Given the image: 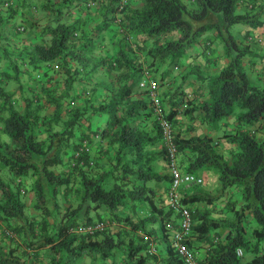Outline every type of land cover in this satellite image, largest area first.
<instances>
[{
  "label": "trees",
  "instance_id": "1",
  "mask_svg": "<svg viewBox=\"0 0 264 264\" xmlns=\"http://www.w3.org/2000/svg\"><path fill=\"white\" fill-rule=\"evenodd\" d=\"M5 1L0 0V28L4 18H15L27 6L42 10L49 19L42 24L41 42L31 49H19L16 60L20 63L17 67L12 64L15 75L0 71V172L9 168L16 183L12 186L0 176V264H76L88 248L91 258L98 252L106 257L115 246V241L104 232L107 227L81 235L71 229L80 225L83 215L85 222L97 220H91L90 212L103 205L115 212L126 197L144 200L153 212L167 217L177 215L170 207L165 210L156 204L148 184L162 178L170 184L171 175L169 169L165 174L153 169L157 156L147 148L162 141V131L155 117L153 131L146 128L142 115L153 113L140 82L145 66L151 76L165 64L176 67L189 48L212 30L224 41L227 54L232 50L236 54L230 55L228 65L216 76L206 78L197 74L206 82L210 99L187 111L191 116L195 110L200 111L203 120L213 128L236 111L239 125L263 122V136L237 129L228 137L237 147L226 158L213 137L176 133L179 158L181 152L190 151L186 166L179 159L184 169L197 173L202 167H212L219 172V194L196 189L183 193L181 185L182 199L191 205L193 214L186 240L190 246L196 239L207 241L211 230L226 226L229 232L225 241L212 243L200 264H264V251L260 249L264 248V83H253L242 66L243 58L253 55V39L241 43L229 30L234 24L263 25V0H142L141 4L129 2L121 9V0H11L7 7ZM91 2L95 5H89ZM75 9L86 18L92 16L99 21L94 27H86L85 19L76 18ZM204 40L210 47L212 40ZM11 52L0 35V62L7 60L11 64ZM55 65H59L58 70ZM43 67L47 73L62 75V79L46 83L40 73ZM19 68L35 72L34 80L45 94L24 97L22 109L4 88L10 77H17ZM166 77L164 74L160 85L167 82ZM178 87L170 98V109L165 112L173 123L176 106L182 99V95L174 99ZM140 90L145 98L139 96ZM101 113L107 115L105 124L92 126V117ZM97 138L99 145L107 140L106 145L101 144V157L111 155L109 148L104 150L107 146L114 148L115 154L105 163L101 160V167L108 163L110 169L93 175L96 159L92 157L97 151L93 142ZM161 155L169 167L164 143ZM115 170L114 180L108 184L106 176ZM28 176L33 177L32 206L39 211L35 216L26 211L27 188L22 177ZM236 183L242 185V203L235 208L236 202H231L233 219H210L203 211H193L195 202L210 204ZM64 200L70 204L61 216ZM152 219L148 217L147 222ZM165 227L162 222L167 241L162 263L184 264L169 233L163 230ZM99 232L106 233L102 240L95 238ZM238 247L253 249L255 254L242 262L236 253ZM145 248L146 245L130 243L121 264H145L147 256L140 254Z\"/></svg>",
  "mask_w": 264,
  "mask_h": 264
},
{
  "label": "crops",
  "instance_id": "2",
  "mask_svg": "<svg viewBox=\"0 0 264 264\" xmlns=\"http://www.w3.org/2000/svg\"><path fill=\"white\" fill-rule=\"evenodd\" d=\"M124 1L125 4L131 3L135 1V4H141L142 0H121ZM245 3V2H244ZM243 3V4H244ZM262 4L264 5V0L262 1ZM97 7V6H96ZM27 9L22 7L19 12H17L16 16H25L29 19H31V25L32 27H25L24 31L19 32L15 27L14 34L10 33V29L7 25L10 22L9 20H6V18L3 19V22L1 23L0 28V35L3 37V41L6 46L10 48L12 63L8 64L7 60H4L0 62V71L1 70H7V72L12 73L15 75V69L12 68V64L16 67L18 66L16 61V54L19 52V49L28 47L33 48L35 44H38L41 42V31H42V24L49 19V15L47 16L46 13H33L29 9L28 11H25ZM240 9V8H239ZM240 10H243L242 8ZM76 13V18L82 17L86 21V27H94V24H96L98 21H96L95 17L86 18L84 13L79 11L78 9L74 10ZM7 12V11H6ZM93 13V12H92ZM1 14L5 15L3 11H1ZM85 16V17H84ZM95 16V14H93ZM22 25V24H18ZM17 25V26H18ZM234 37L241 41V43L247 44L249 39H254V37H258L259 39H262V41H258L256 44L254 42H251V49L253 51V55H247L243 58L242 66L243 68L248 72V76L253 80V82L260 81L262 84L264 83V27L262 25L252 27L249 24H241V27L233 29ZM208 35L204 34L202 35L198 41L194 44V46L190 47L185 57L181 59V61L175 65L178 66L179 73L176 75L170 74V69H163V67L168 65L171 66V64H165L159 72H155L156 75H152L154 78L158 75H164L167 73V82L164 84H161L159 87V91L161 93V101H162V109L167 112L170 109V98H172V93H174V89L178 87L179 92H176V96L174 99H179L178 97L182 95V99H180V102L176 106V114L174 116V126L176 133L178 134H185L186 136L189 135H208L215 139L219 151L226 157H230V153L232 150H234L237 147L236 142L230 141L229 136L237 131V129H243V130H250L256 133L258 137L263 136V122L257 121L253 124H247L238 123L236 111L231 113L226 119H224V122H221L218 127L213 128L208 123H206L203 120V117H201V112L198 110H195L193 112V115L191 116L187 108H190L194 106L195 104H198L202 101H209L210 94L208 92V88L206 85V82L201 80L197 74L202 73L206 78L214 77L216 76L225 66L228 65L229 60L231 58L230 55H226L222 50L220 52L214 51L215 49L210 48L209 46H206L205 38H207ZM216 36V34H214ZM131 39V38H129ZM217 42V41H216ZM80 43H83V38L80 39ZM263 43V44H261ZM213 44V41H211V45ZM261 44V45H260ZM214 46V45H213ZM209 47V48H208ZM192 48V49H191ZM55 68V67H54ZM20 69L19 74L16 76H12L4 83L5 90H9L11 92V96L13 98V101L16 105H19L22 109L24 106V97L32 95V94H38L42 95L40 97H44V93L42 92L40 88V84L36 83L35 79V72H30L26 69ZM59 68H55V70H58ZM145 70H147L145 66ZM42 73L43 81H46L48 83L50 79L52 81H59L62 79V75L53 73L49 71L47 73L46 67H43L40 71ZM38 74V73H37ZM151 74V73H150ZM145 78V76H144ZM14 80V81H11ZM10 81L12 83H10ZM51 82V81H50ZM78 85L80 86V83L78 82ZM59 92L62 91V84L59 85ZM181 91V92H180ZM188 94H191L189 97ZM136 96V95H135ZM139 96L141 98H145L146 95L142 93L140 90ZM80 99V98H78ZM1 100V99H0ZM44 101V98H42ZM153 113V111H152ZM155 117V114L153 113L152 116H148L143 114L142 119H144L145 123L147 124L146 128L149 129V131H153V118ZM107 115L105 113L96 114L92 117V126L96 125H104L107 121ZM78 132V131H77ZM99 138V137H98ZM95 139L93 147L97 149V151L94 152V155L92 159H96L95 165L92 167V174L97 175L99 172H102L104 170L110 169L109 164H104L106 160L108 161L111 155L115 154V149L111 146H107L104 148V150H107V148L110 149V154L107 158L101 157L100 150H101V144L104 146L106 145L107 140L101 141L99 145V141ZM103 150V149H102ZM147 150L150 153L156 154L155 162L153 163V169L157 170L161 174H165L168 172V162L164 155H161L163 150V143L161 140L154 144V146H150L147 148ZM189 155L190 151L187 150L186 152H181L180 154V161L183 162V164L186 166L189 162ZM128 157V156H127ZM101 160L104 161L102 167H101ZM98 164V165H97ZM117 173V170L113 174H110L106 176V181L108 184L113 182L114 176ZM219 174L218 170L212 167H202L199 169V174L202 177V182L194 185L189 188H181L183 193L186 192H192V190H200L204 193H209L211 189L215 187V182L210 181L208 179L207 175H215ZM217 174V179H218ZM216 177H214V180H216ZM23 181L26 185V195L25 199L27 201V206H30V212L33 216L38 215L39 211L35 209L32 205L34 203V194L33 191L30 189L32 185L33 177H22ZM154 192L155 195V202L159 207H162L163 209H169L168 204V187L169 183L167 178L158 179L156 181H151L148 183ZM242 185L240 183L233 184L232 186L228 187L223 194L214 202L208 204L204 201L195 202L192 205L193 211L196 210L203 211L204 213L208 214V217L210 219H218V218H224V219H233L235 211H231V202L235 203V208H238L242 203V192H241ZM128 189H131V185H127ZM206 190V191H205ZM213 195L214 193H209ZM65 204L63 207H61V216L62 213H65L67 210V207L69 206L70 202L65 201ZM115 212L117 215H115ZM115 212L111 211L106 205H103L99 207V209H94L90 212V215L92 216L91 220L95 219H105L109 221V224L104 232H107L108 237H110V240H114V245L121 244L120 247L122 248L121 251H126L125 256L121 259L120 264L125 261L127 250L130 243H134L136 245H146L147 237L153 236L156 239L157 247H158V253L156 256H149L146 252L147 248L142 250L140 254L147 256L145 260V264H156L158 262H162V259L166 256L167 253V241L165 239L164 232L162 231V222L165 223V228H163L164 231L170 232V228L172 225H175L178 221L177 215L172 214L171 217H167L165 215L159 212H153L149 206V204L144 200H135L131 197H126L124 203L120 204L116 209ZM152 216L153 219L150 222H147V218ZM252 215L249 214L247 221L251 222ZM61 218L56 223H59ZM86 216L83 215L82 220L80 223L85 222ZM54 224V223H53ZM139 225L138 227H134V225ZM229 232V228L226 226H221L217 229L211 230L208 234V237L210 238L207 241L197 240L194 241L193 244H191L193 248V252L198 260L204 259L207 251L211 249L212 243L213 244H219L221 242H224L226 239V236ZM74 233V232H73ZM77 234V233H76ZM81 234H84L82 232ZM78 234V235H81ZM106 234V233H105ZM104 233L99 232L95 235V238L98 240H102L105 237ZM192 234V233H191ZM125 237L128 239V243H126V240L123 239ZM116 238H118V241H116ZM113 247L115 249L116 247ZM46 250L49 248V245H47ZM112 249V250H113ZM88 249H84L81 253V256L78 257L80 259L81 264H88L87 260L89 257H91V252L88 251ZM116 251L114 253V256H116ZM264 251V250H263ZM110 254V253H109ZM109 254L107 256H109ZM118 254V253H117ZM97 254L94 255V257L91 259V263L94 262L97 264L98 259L96 258ZM106 256V257H107ZM77 258V259H78ZM76 259V260H77ZM114 258H112V261ZM76 262V261H75ZM110 264H115V262H111Z\"/></svg>",
  "mask_w": 264,
  "mask_h": 264
},
{
  "label": "built area",
  "instance_id": "3",
  "mask_svg": "<svg viewBox=\"0 0 264 264\" xmlns=\"http://www.w3.org/2000/svg\"><path fill=\"white\" fill-rule=\"evenodd\" d=\"M11 0L5 1L7 7L12 2ZM120 9L123 8L125 2L120 3ZM94 6L95 2L89 3ZM22 29V27H20ZM178 69V67H175ZM145 78L140 82V87L145 89L148 94L149 102L152 107V111L155 114V118L158 119L161 131L162 141L166 147L167 154L169 156V172L171 175L170 184L168 187V204L170 208L177 214L178 221L176 225L171 226L169 232V239L176 251L180 254L184 264H200L196 259L193 252V248L187 242V236L191 231L193 223V214L191 205L187 204L182 199L180 193V187H188L194 184L202 182V177L194 172L184 169L179 162L178 146L175 141L176 130L173 121L166 116L165 111L162 109L161 93L159 91V80L150 75L148 70H145ZM191 95V94H189ZM93 163V160H91ZM109 224L108 220L97 219L91 222L80 223L77 227L71 229L72 232L81 234L90 233L93 234L99 230H104ZM147 250L149 255H157L158 247L156 239L153 236L147 237ZM238 255L243 253V248L238 247L236 250ZM158 264H173V263H158Z\"/></svg>",
  "mask_w": 264,
  "mask_h": 264
},
{
  "label": "rangeland",
  "instance_id": "4",
  "mask_svg": "<svg viewBox=\"0 0 264 264\" xmlns=\"http://www.w3.org/2000/svg\"><path fill=\"white\" fill-rule=\"evenodd\" d=\"M27 9H29L31 12H33V13H43L42 12V10H40V9H37L36 10V8L35 7H32V6H27ZM25 10V11H28V10ZM44 14V13H43ZM220 19H221V22H222V16H221V14H220ZM262 20H263V22H264V13L262 14ZM31 19H29V18H27V17H25V16H16L15 18H13V19H10V22H9V24L7 25V27L8 28H11L10 29V33L11 32H15V27H17V25L18 24H22L23 26H25V27H32V25H31ZM220 25H222V24H220ZM263 27H264V24L262 25ZM241 27V24H234L232 27H230L229 28V30H230V32L234 35V33H233V29H235V28H240ZM219 29H221L222 30V27L221 26H219ZM205 34L206 35H208L207 37H208V39H210V40H212L213 41V44L210 46V48H212L213 47V49H215L214 51H216L217 53L218 52H220L221 50L228 56V55H234V53L236 54V51H234V50H232V52H231V54H227V52H226V49H225V45H224V41L223 40H221V37L219 36H217V33H216V31L215 30H212V31H208L207 33L205 32ZM214 34H216V36H214ZM223 36H224V33H223ZM132 39V38H131ZM254 39L255 40H253L252 42H254V41H256L255 42V44L258 42V41H262V39H259L258 37H254ZM217 41V42H216ZM261 44H263V43H261ZM260 44V45H261ZM214 45V46H213ZM194 46V45H193ZM193 48V47H192ZM191 48V49H192ZM17 61V60H16ZM18 63H20V62H18L17 61V64ZM171 68V69H170ZM163 69H170V74H172V75H176L177 73H179V70L178 69H176L174 66H166V68H165V66L163 67ZM246 71V70H245ZM246 73L248 74V72L246 71ZM165 74H167V73H165ZM163 77V75H158L157 77H155L156 79H158L159 81L161 80V78ZM251 79V78H250ZM202 80V79H201ZM11 81H14V80H11ZM10 81V83H12ZM251 81L253 82V80L251 79ZM253 83H256V82H253ZM257 83L259 84V85H262V83L260 82V81H257ZM221 122H224V120H222ZM197 172H199V170H197ZM218 174V173H217ZM217 174H215V175H207L208 176V179L210 180V181H213V182H215V187L213 188V189H211L210 191H209V193H214L213 195H216V194H219L218 192H219V189H220V184H219V180L217 179ZM0 176L1 177H3V179H5L6 181H8L12 186H15L16 185V183L14 182V175L10 172V170H9V168H3L2 169V171L0 172ZM214 177H216V180H214ZM206 191V190H205ZM30 206H27L26 207V211L27 212H30ZM123 239H125L126 240V243H128L129 241H128V239H126L125 237H123ZM116 241H118V238H116ZM120 245L121 244H117L115 247V249H113L112 250V252L109 254V256H107V257H103L99 252H98V254H97V256H96V258L98 259V262H97V264H110L111 262H115V264H120V261H121V259L125 256V253H126V251H121L122 250V248L120 247ZM261 246H262V243L260 244ZM260 249H262L261 251H263L264 250V248L262 247V248H260ZM115 250H117L116 251V256H114V253H115ZM118 253V254H117ZM255 254V251L253 250V249H246L245 248V250L243 251V254L241 255V261L243 262V261H247V260H249V259H251V257L253 256ZM112 258H114V260L112 261ZM91 257H89L88 258V260H87V263L88 264H90L91 263ZM80 262V259L78 258L77 260H76V264H78ZM92 264H96V263H94V262H92Z\"/></svg>",
  "mask_w": 264,
  "mask_h": 264
},
{
  "label": "clouds",
  "instance_id": "5",
  "mask_svg": "<svg viewBox=\"0 0 264 264\" xmlns=\"http://www.w3.org/2000/svg\"><path fill=\"white\" fill-rule=\"evenodd\" d=\"M20 27H22V29L20 28ZM19 32H22V31H24V26L23 25H18L17 26V28H16ZM55 68H59V65H55ZM162 96V95H161ZM188 96L190 97L191 95H189L188 94ZM92 163V162H91ZM195 173V172H194ZM197 174V173H196ZM170 207V206H169ZM176 225V224H175ZM72 232V231H71ZM192 247V246H191ZM146 248H147V245H146ZM243 248V247H242ZM245 249L243 248V251H244ZM148 254V253H147ZM243 254V253H242ZM241 254V255H242ZM149 255V254H148ZM240 255V256H241ZM149 256H156V255H149ZM196 257V256H195ZM197 259V258H196ZM198 260V259H197ZM199 261V260H198ZM158 263H162V262H158ZM158 263H156V264H158ZM200 263V262H199Z\"/></svg>",
  "mask_w": 264,
  "mask_h": 264
}]
</instances>
